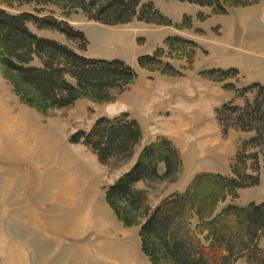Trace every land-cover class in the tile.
<instances>
[{
  "label": "rangeland",
  "instance_id": "1",
  "mask_svg": "<svg viewBox=\"0 0 264 264\" xmlns=\"http://www.w3.org/2000/svg\"><path fill=\"white\" fill-rule=\"evenodd\" d=\"M0 1L14 4V8L2 6L12 14L35 13L84 32L88 45L80 50L82 40L71 41L57 30L29 23L38 36L55 39L84 56L123 60L138 76L126 89L112 91L108 100L83 96L65 108L40 110L23 101L13 83L15 75L0 65L5 100L38 117L39 128L47 134V138H26L25 144L0 136V264H112L119 263L115 260L120 257L122 263L149 264L140 246L142 214L133 226H125L107 204L105 190L160 137L173 142L183 163L175 181L139 183L148 208L183 192L200 173L233 176L237 154L252 134L231 130L223 135L216 109L228 103L244 106L256 94H244L246 87L264 85V0L226 13L188 1L151 0L163 15L160 22L133 18L118 24L89 19L80 8L65 10L60 2L42 1L38 8L43 12H36L29 0ZM176 36L191 43L168 44ZM147 56L155 59L141 66L140 59ZM229 69L237 72L227 73ZM212 71L215 74L208 76ZM123 113L136 119L143 130L131 158L103 164L88 146L71 141L81 131L88 133L100 118ZM79 175L81 192L74 193L69 179ZM180 184L182 191L173 193L181 189ZM262 202L264 170L258 186L220 199L216 213L229 205ZM201 238L210 243L205 235ZM260 246L264 254V239ZM242 254L234 264H256Z\"/></svg>",
  "mask_w": 264,
  "mask_h": 264
},
{
  "label": "trees",
  "instance_id": "2",
  "mask_svg": "<svg viewBox=\"0 0 264 264\" xmlns=\"http://www.w3.org/2000/svg\"><path fill=\"white\" fill-rule=\"evenodd\" d=\"M36 12L42 1L62 8H80L89 19L106 24H118L138 18L158 22L163 18L151 0H29ZM212 7L226 13L229 8L257 3L259 0H181ZM0 1V65L15 75L13 83L24 102L40 109L65 108L81 97L98 101L111 98L112 91L123 90L137 79L136 70L120 59L90 58L55 39L43 38L29 27L34 22L40 29H54L71 41L82 40L85 50L88 40L84 32L61 26L52 18L35 13L12 14ZM160 22V21H159ZM169 43L190 44L181 37H171ZM155 57H143L140 65ZM38 63V64H36ZM235 69L227 73H235ZM215 72H208V76ZM255 91L253 100L244 106L233 103L216 109V119L223 135L231 130L252 134L239 151L232 166V177L200 173L183 192L169 196L154 209L146 205L147 194L139 183L167 179L175 181L182 158L173 142L160 137L146 146L138 161L105 190V200L125 226L140 220L142 252L151 264H234L243 252L250 263L264 264L260 240L264 239V202L240 207L229 205L220 213V199L237 195L240 189L261 183L264 170V85L254 83L244 94ZM143 137L136 119L127 113L103 117L87 133L74 135L72 142H82L106 164L114 158L129 159ZM243 143V142H242ZM251 147V148H249ZM251 149V150H250ZM256 149V151H252ZM163 167V173L160 172ZM143 211V213H142ZM197 219V220H195ZM205 235L210 243H204Z\"/></svg>",
  "mask_w": 264,
  "mask_h": 264
},
{
  "label": "bare ground",
  "instance_id": "3",
  "mask_svg": "<svg viewBox=\"0 0 264 264\" xmlns=\"http://www.w3.org/2000/svg\"><path fill=\"white\" fill-rule=\"evenodd\" d=\"M2 89L3 84L0 82V136L8 139L9 141H13V143L18 142L20 144H25L26 141H29L26 140V138L32 140V138H37V136L41 137L42 135L47 138V134L44 136L45 129L42 130L41 127L39 128L38 121L36 120L39 118H32L30 112L26 109L19 108L20 110H17L10 101L7 100V102L5 100V93ZM78 165L79 170V168H81V164ZM69 167L71 170H77L76 166H67V169ZM69 181L72 182V188H70L72 192H81V175H79V177L69 179ZM69 181L67 180V182Z\"/></svg>",
  "mask_w": 264,
  "mask_h": 264
},
{
  "label": "crops",
  "instance_id": "4",
  "mask_svg": "<svg viewBox=\"0 0 264 264\" xmlns=\"http://www.w3.org/2000/svg\"><path fill=\"white\" fill-rule=\"evenodd\" d=\"M157 129H158V127H157ZM172 139H174V138H172ZM183 156V160H184V155H182ZM186 171V170H185ZM193 180V179H192ZM192 180L190 181V182H192ZM181 189H179V190H175V191H173V193L174 192H176V191H182V188H183V185L182 184H180V186H179ZM186 188H188V186L186 187ZM186 188H184L183 190L185 191V189ZM114 225V224H113ZM115 226V225H114ZM140 231V230H139ZM140 246H141V239H140ZM144 254V253H143ZM113 257V256H112ZM116 257V256H115ZM123 258V257H122ZM126 258V257H125ZM147 259H148V262H149V264H151L150 263V261H149V258L147 257ZM115 261H117V262H119V263H112V264H139L138 263V261H125V262H123L122 263V259H121V257H120V259H116ZM99 264V263H98Z\"/></svg>",
  "mask_w": 264,
  "mask_h": 264
}]
</instances>
